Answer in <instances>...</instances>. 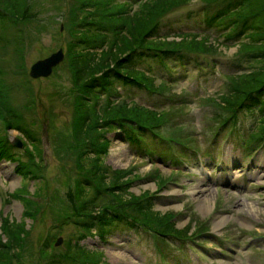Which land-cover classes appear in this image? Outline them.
<instances>
[{
	"label": "rangeland",
	"instance_id": "rangeland-1",
	"mask_svg": "<svg viewBox=\"0 0 264 264\" xmlns=\"http://www.w3.org/2000/svg\"><path fill=\"white\" fill-rule=\"evenodd\" d=\"M70 2L75 3V0H27L25 16L14 22L8 21L9 26L5 29L0 22V33L6 35L21 28L15 35L24 45L21 49L24 64L19 65L15 44L3 47L0 40V71L7 77L6 86L11 90L12 103L25 109L28 120L35 110L43 149L41 163L45 177L41 179L47 182V197L45 201L42 197L37 220L26 219L30 227L28 244L21 261L15 264H40L37 250L47 237L62 238L59 245L53 243L51 252H58L66 242L75 241L76 230L72 224L59 225L55 216L58 198H64L73 190L77 168L72 158L64 161L56 156L50 140L52 135L59 142L61 136H70L72 132L74 105L69 89V69L63 59L47 76L34 77L28 73L35 59L45 57L59 47H63L66 54L71 34L65 25L68 20L65 9L69 8ZM138 3L133 0L131 8H136ZM221 4H212L210 8L203 0H190L160 19L158 34L168 33V38L173 35L178 38L181 32H197L198 36H207L216 46L207 51H192L183 59L175 56L164 57V60L137 57L134 68L153 75L155 84L163 90L151 91L123 79H114L112 83L119 100L164 111V126H178L184 140L190 144L179 143L183 151L172 152L171 148L155 147V139L151 138L153 142L149 143L153 150H143L141 146L130 144L120 129L113 128L105 132L109 143L102 153L106 165L132 170V174H136L129 190L136 194L147 190L152 198V209L175 214L176 228L186 229V235L207 232L201 233L198 239H191L192 244L186 247L177 238L168 237L173 242L170 244L141 228L112 225L103 233L80 241L88 249L101 250L105 264H264V146L247 149L238 139L241 131H251L250 124L256 119L252 111L257 103L247 100L251 105L240 107L235 116L236 126L231 130V121L223 127L217 122L224 113L220 118H213L217 108L209 99L212 97L217 101L225 93L228 74L254 69L261 62L236 52L239 40L224 37L226 32L222 30L229 28L224 22L207 20L212 15L211 10ZM240 38L252 40L247 38L246 31ZM239 61L242 63L238 64ZM104 97L102 94L100 101ZM26 103L30 106H23ZM229 129L230 133L227 132ZM0 131L26 138L16 127H6L2 120ZM26 141L31 147L27 138ZM15 148L23 151L24 146ZM59 150L63 152L64 147ZM5 164L12 168L8 174ZM252 167L255 176L249 175ZM153 169H159L161 176L171 181L157 188L146 176ZM41 184L22 181L13 164L0 159V232H3V216L19 220L23 215L22 204L8 193L22 185L32 192ZM164 258L167 263L162 261Z\"/></svg>",
	"mask_w": 264,
	"mask_h": 264
},
{
	"label": "trees",
	"instance_id": "trees-1",
	"mask_svg": "<svg viewBox=\"0 0 264 264\" xmlns=\"http://www.w3.org/2000/svg\"><path fill=\"white\" fill-rule=\"evenodd\" d=\"M132 1L75 0L65 9L68 19L65 25L71 34L64 63H67L70 73L69 89L74 105L72 132L70 136H61L59 142L52 135L50 140L56 156L64 161L72 158L77 168L73 190L64 198H58L55 216L59 225L71 223L76 232L75 241L66 242L58 252L50 251L55 239L47 237L37 250L40 264H105L101 250L88 249L80 241L95 233H103L112 225L126 229L141 228L159 239L168 235H186V229L175 227L172 211L152 209L147 190L138 194L129 190L136 178L132 170L113 169L102 160V153L109 143V138L105 136L108 129H120L130 144L141 146L143 150L148 148L146 141L153 142L151 138L157 145L166 148L179 146L185 139L178 126H164V111L132 104L126 99L119 100L112 83L114 79H123L151 91L163 90L155 84L153 75L134 68L137 57L163 60L164 57L175 56L183 59L192 51H207L216 46L208 41L207 36H198L197 32H181L179 38H168V33H156L164 15L190 0H138L134 9L131 8ZM203 1L209 7L222 3L211 10L212 15L207 20L224 22L229 27L223 30L226 32L224 37L228 39L237 38L246 31L247 38L252 40H239L236 52L261 62L254 69L228 74L225 93L217 101L209 97L217 109H223L226 114L234 113L246 100H256L254 94L259 96L264 93V0ZM26 7L27 0H0L3 28L9 26L8 21L14 22L25 16ZM20 29L17 27L10 35L1 32L0 40L3 47L15 44V54L20 59L19 65L23 66L21 49L24 45L15 35ZM6 84L7 77L0 71V120L6 127L19 129L31 147L25 142L23 151H19L0 131V159L15 163L14 171L22 181L42 183L32 192L22 185L8 194L20 201L23 215L19 220L8 216L1 218L4 233L0 232V264H15L21 261L22 252L28 244L30 227L26 219L37 220L42 197L43 201L47 197V182L41 179L45 177L41 163L43 149L35 110L28 120L25 109L10 100L11 90ZM102 94L105 97L100 101ZM258 110V129L252 136L264 132L263 106ZM221 122L226 123L224 119ZM62 147L64 150L60 152ZM146 176L155 182L157 188L169 180L161 176L159 169H153Z\"/></svg>",
	"mask_w": 264,
	"mask_h": 264
},
{
	"label": "water",
	"instance_id": "water-1",
	"mask_svg": "<svg viewBox=\"0 0 264 264\" xmlns=\"http://www.w3.org/2000/svg\"><path fill=\"white\" fill-rule=\"evenodd\" d=\"M64 56L63 48L59 47L57 50L52 51L49 55L36 59L30 65L29 73L31 76L38 77V76H46L51 73L53 66L59 63ZM10 141L18 146L23 145V140L16 136H9ZM62 238L59 237L56 241V245L60 244Z\"/></svg>",
	"mask_w": 264,
	"mask_h": 264
},
{
	"label": "bare ground",
	"instance_id": "bare-ground-1",
	"mask_svg": "<svg viewBox=\"0 0 264 264\" xmlns=\"http://www.w3.org/2000/svg\"><path fill=\"white\" fill-rule=\"evenodd\" d=\"M5 166L8 167V169H7V173H6V174H8L12 168H11V166H7V164H5ZM5 166H4V167H5ZM232 166H233V165H232ZM261 171H263V170H261ZM10 174H11V173H10ZM250 174H253V172L251 171ZM255 174H256V173H255ZM255 174H253V175H251V176H255ZM257 177H258V176H257ZM234 186H235V185H234Z\"/></svg>",
	"mask_w": 264,
	"mask_h": 264
}]
</instances>
